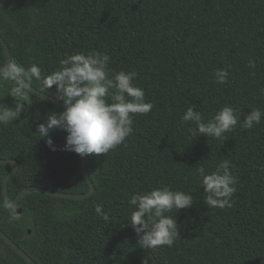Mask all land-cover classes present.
Wrapping results in <instances>:
<instances>
[{
	"label": "trees",
	"instance_id": "obj_1",
	"mask_svg": "<svg viewBox=\"0 0 264 264\" xmlns=\"http://www.w3.org/2000/svg\"><path fill=\"white\" fill-rule=\"evenodd\" d=\"M0 37L15 65L37 64L44 76L68 55L106 53L112 73L137 72L134 84L153 104L148 114L133 115V134L123 144L86 156L93 191L83 199L30 191L12 221L2 195L11 166L0 163V230L34 262L142 264L151 255L149 264H264V117L251 129L238 123L221 139L181 122L192 105L205 123L225 105L240 110L241 122L252 108L264 112V0H0ZM6 65L0 44V68ZM217 69L228 71L227 83L215 82ZM20 76L44 91L40 81ZM17 86L32 104L0 124V159L18 162L9 198L26 187L87 192L81 157L62 150L67 133H49L55 151L35 134L63 108L18 79L0 80V103L20 107L9 94ZM45 93L57 98L55 86ZM223 160L237 178L233 206L208 208L195 168L211 172ZM165 185L190 193L194 204L174 213L180 239L172 247L142 248L127 221L129 199ZM0 264L30 263L0 236Z\"/></svg>",
	"mask_w": 264,
	"mask_h": 264
},
{
	"label": "clouds",
	"instance_id": "obj_2",
	"mask_svg": "<svg viewBox=\"0 0 264 264\" xmlns=\"http://www.w3.org/2000/svg\"><path fill=\"white\" fill-rule=\"evenodd\" d=\"M110 60L108 54L97 51L75 53L62 59L60 69L46 76L42 75L37 64L23 68L10 63L0 68V80L16 81L18 75H23L27 81H40L44 89L42 93L55 86L56 97L63 101L64 108L38 123L35 132L40 139L46 140L51 150L57 149L49 133L61 129L67 133L62 150L74 152L80 157L106 155L133 134V115H146L153 108V104L146 101L145 91L134 84L137 72L120 70L112 73L108 67ZM228 75L227 70L217 69L215 82L227 83ZM9 94L15 98L14 103L21 106L14 108L0 103V124L6 125L19 118L25 109V102L32 104L22 86L14 87ZM109 97L112 102H109ZM262 117L264 112L261 109L252 108L244 114L241 122L240 110L225 105L205 123L202 113L192 105L181 116V122H194L199 135L221 139L238 123L243 129H251L261 122ZM194 174L206 194L203 199L208 208L233 206L237 178L230 170L229 160L221 161L211 172L201 165L195 168ZM129 204L134 206V210L127 221L138 236L139 246L152 250L172 247L180 239V228L174 213L191 208L194 201L190 193L165 185L132 194ZM5 207L10 220L20 219L10 203ZM96 211L105 221L109 220L100 205L96 206ZM151 259V255L143 258L142 264H149Z\"/></svg>",
	"mask_w": 264,
	"mask_h": 264
},
{
	"label": "water",
	"instance_id": "obj_3",
	"mask_svg": "<svg viewBox=\"0 0 264 264\" xmlns=\"http://www.w3.org/2000/svg\"><path fill=\"white\" fill-rule=\"evenodd\" d=\"M0 44L3 47V51L6 57V60L8 62V64L13 63L10 57V53L8 50V47L6 45V43L4 42V40L0 37ZM18 81L24 86L26 87L28 90L32 91L33 93L45 98L48 101H51L59 106H61L62 108H64V104L63 101L47 94V93H42V91L34 88L33 86H31L30 84H28L25 80H23L21 78L20 75L17 76ZM86 157H81V167H82V171L83 174L85 176V178L88 180L89 185H90V189L87 192L84 193H69V192H60V191H54V190H47V189H43L41 187H26L24 189H22L17 196L14 199H10L7 193V181L9 179V177L16 171L17 167H18V162L15 159H0V163H6L9 164L11 166V169L9 170V172L5 175V177L3 178V188H2V195L6 201L7 204H11L12 207H16L18 205L19 199L24 196V194L30 192V191H41L47 194H50L52 196H57V197H68V198H74V199H83L85 197H87L88 195H90L93 191V185L91 180L89 179V175L87 172V168H86ZM17 213L21 212L20 208H15ZM0 236L14 249L16 250L23 258H25L30 264H37L36 262H34L16 243H14L6 234H4L1 230H0Z\"/></svg>",
	"mask_w": 264,
	"mask_h": 264
}]
</instances>
